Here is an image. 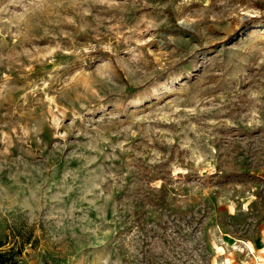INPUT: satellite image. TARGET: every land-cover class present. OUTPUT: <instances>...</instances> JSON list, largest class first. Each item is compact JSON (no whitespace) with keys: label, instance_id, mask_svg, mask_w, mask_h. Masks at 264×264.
Returning <instances> with one entry per match:
<instances>
[{"label":"rangeland","instance_id":"374dc122","mask_svg":"<svg viewBox=\"0 0 264 264\" xmlns=\"http://www.w3.org/2000/svg\"><path fill=\"white\" fill-rule=\"evenodd\" d=\"M0 250L264 264V0H0Z\"/></svg>","mask_w":264,"mask_h":264},{"label":"trees","instance_id":"16d2710c","mask_svg":"<svg viewBox=\"0 0 264 264\" xmlns=\"http://www.w3.org/2000/svg\"><path fill=\"white\" fill-rule=\"evenodd\" d=\"M168 192L161 186L160 188L152 187L145 194L138 208L134 211L135 221L139 226L144 227L147 224V213L145 210V205L149 204L151 207L161 210L168 204ZM202 217H199V223ZM0 264H20L14 257L13 254L0 250Z\"/></svg>","mask_w":264,"mask_h":264}]
</instances>
